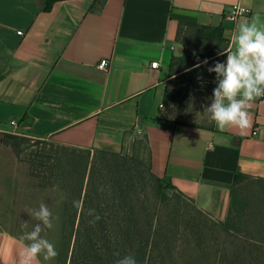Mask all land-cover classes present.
Here are the masks:
<instances>
[{
	"label": "crops",
	"instance_id": "0c3cea01",
	"mask_svg": "<svg viewBox=\"0 0 264 264\" xmlns=\"http://www.w3.org/2000/svg\"><path fill=\"white\" fill-rule=\"evenodd\" d=\"M234 5L251 14L228 19ZM99 6L97 0H0V133L116 152L132 135L146 134L152 172L224 221L236 174L264 178V97L252 102V124L243 132L221 131L214 121L210 128L160 121L159 108L177 75L171 55L185 53L180 22L221 31L226 62L237 24L254 15L264 21V0H104ZM103 59L104 71L97 67ZM22 247L0 230V264H20Z\"/></svg>",
	"mask_w": 264,
	"mask_h": 264
},
{
	"label": "trees",
	"instance_id": "16d2710c",
	"mask_svg": "<svg viewBox=\"0 0 264 264\" xmlns=\"http://www.w3.org/2000/svg\"><path fill=\"white\" fill-rule=\"evenodd\" d=\"M97 1L102 8L104 0ZM184 28L200 30L206 39L216 41L219 47L198 56L201 62L207 60V64L200 68H194L197 57L189 55L187 50L181 57L171 55L169 66L173 75L186 70H189L187 74L193 75L219 59L225 63L222 52L226 50L228 41L221 31L194 22H180L179 40ZM220 79L218 77V84ZM158 119L197 126L178 120L169 121L162 116ZM198 127L210 128V125ZM140 135L142 137L138 140L134 139L132 152L128 148L129 139L119 152L106 148L91 150L52 145L57 150L51 160H41L37 169L33 165L30 167L31 176L41 182L44 191L55 189L60 193L52 204L55 207L49 204V200L45 202L53 214V227L42 233V237L55 245L58 256L46 262L41 257V263L116 264L118 259L131 255L137 264H264V208L251 213L238 190L239 184L249 181L251 191L260 195L264 192V178L236 174L230 186L228 216L213 225L218 227L215 231L220 238L230 237V243L219 244L215 237L201 243L199 232L203 229L200 225L187 223V228L182 231L180 225L183 223L173 221L175 224L168 222L166 225L152 212L146 198L149 186L156 187L162 196L168 189L186 196L169 179L159 178L152 172L148 136ZM142 145L146 150L145 159L139 151ZM13 148L17 150V145ZM186 198L201 215L214 218L200 210L192 199ZM73 201H80L81 207H75ZM96 215L99 220H95ZM93 220L95 223H90ZM188 231V237L183 235ZM8 234L17 239L20 237L12 232ZM180 242L188 246L181 244L179 247L177 244Z\"/></svg>",
	"mask_w": 264,
	"mask_h": 264
},
{
	"label": "rangeland",
	"instance_id": "374dc122",
	"mask_svg": "<svg viewBox=\"0 0 264 264\" xmlns=\"http://www.w3.org/2000/svg\"><path fill=\"white\" fill-rule=\"evenodd\" d=\"M180 41L188 54L193 57L205 55L219 47L216 41L206 39L198 29L184 28L180 34ZM217 63L223 64L219 59L209 67L199 70L195 74H187L189 70L182 71L173 77L166 86V94L162 102L163 107L159 108L160 116L163 119L192 125H211L213 121L210 114L205 112L206 107H211L213 102V91L218 86V77L215 72L208 69L214 68ZM181 69L184 66H180ZM7 135L17 137L9 138ZM129 137V152L134 150L133 143L142 135ZM140 141H143L141 138ZM15 143V144H14ZM17 145V150L13 146ZM52 145H57L49 138H36L19 132L0 133V230L3 232L22 235L23 232L31 231L35 224L40 223L30 216L29 210L38 208L40 203L47 202L55 204L60 194L57 190L48 189L44 191L41 182L31 176L30 167L35 169L41 160L50 161L53 153L57 150ZM140 155L146 158V150L142 145ZM38 172H35L37 175ZM147 199L152 212L156 217L162 219L168 225L181 222V230L190 225L198 224L203 229L199 232V240L204 243L210 237L218 238L219 244H229L230 237H219L215 231L219 222L217 219L201 215L197 212L194 204L186 197L178 194L175 190H166V195H159L156 187L149 186ZM238 190L248 204L251 213L264 208V192L256 194L251 191L249 181H243L238 185ZM162 196V197H161ZM163 199V200H162ZM49 206L48 203H45ZM55 207V206H54ZM50 208V206H49ZM24 222L28 223L23 228ZM163 224V225H164ZM215 231V232H213ZM190 231L183 235H189ZM188 237V236H187ZM190 238V237H189ZM188 245L180 242L177 245Z\"/></svg>",
	"mask_w": 264,
	"mask_h": 264
},
{
	"label": "clouds",
	"instance_id": "9594fccd",
	"mask_svg": "<svg viewBox=\"0 0 264 264\" xmlns=\"http://www.w3.org/2000/svg\"><path fill=\"white\" fill-rule=\"evenodd\" d=\"M231 40L234 51L224 53L226 62L217 63L214 68L208 69L221 79L213 91L211 107H206L205 112L210 114V119L221 131L238 128L243 132L252 124L248 111L252 102L264 97V21L259 15H254L250 21L238 23ZM203 64H207V60L201 62L197 57L194 68H200ZM73 204L77 208L81 207L80 201H73ZM29 214L40 223L19 237L23 246L20 264H41V257L45 262L50 261L58 256V252L53 243L42 237V233L53 227L52 211L41 202L38 208L30 209ZM99 219L96 215L95 220ZM95 220L90 223H95ZM22 227L27 228L28 223L24 222ZM116 264H137V261L127 255L118 259Z\"/></svg>",
	"mask_w": 264,
	"mask_h": 264
},
{
	"label": "built area",
	"instance_id": "2783aa9c",
	"mask_svg": "<svg viewBox=\"0 0 264 264\" xmlns=\"http://www.w3.org/2000/svg\"><path fill=\"white\" fill-rule=\"evenodd\" d=\"M251 14V11L247 9L244 6L241 5H234L230 12L227 15V18L232 20V21H237L238 18L243 17V16H249ZM18 35H23L22 31H18ZM98 69L99 70H106L108 68V61L106 59H103L100 61L98 64ZM159 63L157 61L151 63V69H158ZM163 107V104L160 105V108ZM10 125L14 128L18 127V121L12 120L10 122Z\"/></svg>",
	"mask_w": 264,
	"mask_h": 264
}]
</instances>
